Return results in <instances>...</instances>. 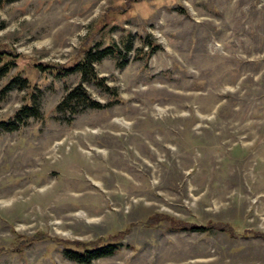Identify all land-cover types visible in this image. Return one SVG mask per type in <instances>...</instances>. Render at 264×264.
Here are the masks:
<instances>
[{
	"label": "rangeland",
	"instance_id": "374dc122",
	"mask_svg": "<svg viewBox=\"0 0 264 264\" xmlns=\"http://www.w3.org/2000/svg\"><path fill=\"white\" fill-rule=\"evenodd\" d=\"M129 32L122 68L94 65L117 103L57 112L78 85L114 97L37 65ZM0 48L16 58L0 91L28 82L0 93V122L37 108L0 128V264H78L64 247L111 240L119 251L90 264H264V0H0Z\"/></svg>",
	"mask_w": 264,
	"mask_h": 264
},
{
	"label": "trees",
	"instance_id": "16d2710c",
	"mask_svg": "<svg viewBox=\"0 0 264 264\" xmlns=\"http://www.w3.org/2000/svg\"><path fill=\"white\" fill-rule=\"evenodd\" d=\"M130 32L124 36L122 39L123 47H119L115 42H112L107 45H103L100 40H95L83 48L81 57L78 60L73 61L68 65H54L53 68H50L43 64H38L37 68L42 71L51 70V72L56 75L62 77L68 74L79 73L82 79L89 81L91 84L99 87L102 91L110 94L111 97H114L112 101H109L102 106L97 101L90 98L85 89L78 85L73 89L69 90L65 97L60 101V103L56 106L55 110L61 113H68L70 116L75 114V106L81 105L84 108L89 109H100V108H109L114 106L118 99V94L115 88L109 87L105 84V79L99 77L95 72L94 65H98L101 63L104 57L112 56L118 60L117 65L119 68H122L125 65V54L132 48ZM148 36L142 37V44L149 45L148 51L144 52L143 55L148 57L150 54L155 52L160 45L154 43V41L148 40ZM142 55H136V58L141 57ZM15 55L8 49L0 48V79L6 76L11 69H13L16 65L15 63ZM17 87L19 89L25 88L28 86V82L25 78H20L18 76L14 77L9 81V83L0 91V93H5L12 89L13 87ZM37 116V108L32 104H26L22 106L19 110H17L13 116V118L9 122H0V128L6 131L12 132L17 129V127L24 123V121L28 117H36ZM161 219H168L169 224L172 228L181 231H190V232H209L216 228L218 225H208V226H196L193 224H183L182 222H177L168 218V216H157L156 218H152L151 221ZM156 222V221H154ZM219 230L227 232L230 235H235L234 230L231 226H218ZM121 248V244L119 241L111 240L107 242L97 243L92 248L89 249H81L75 248L70 249L64 247V256L78 264H90L92 260L109 257L116 254Z\"/></svg>",
	"mask_w": 264,
	"mask_h": 264
},
{
	"label": "bare ground",
	"instance_id": "6f19581e",
	"mask_svg": "<svg viewBox=\"0 0 264 264\" xmlns=\"http://www.w3.org/2000/svg\"><path fill=\"white\" fill-rule=\"evenodd\" d=\"M51 146V145H50ZM48 147V146H47Z\"/></svg>",
	"mask_w": 264,
	"mask_h": 264
}]
</instances>
